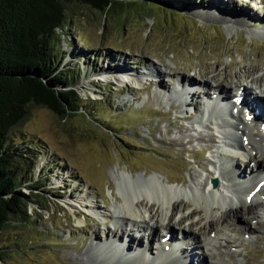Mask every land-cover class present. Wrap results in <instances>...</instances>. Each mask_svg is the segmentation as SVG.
<instances>
[{
	"label": "rangeland",
	"instance_id": "1",
	"mask_svg": "<svg viewBox=\"0 0 264 264\" xmlns=\"http://www.w3.org/2000/svg\"><path fill=\"white\" fill-rule=\"evenodd\" d=\"M182 1L191 11L175 12L164 6L152 8L142 0L124 1L139 10L132 7L130 12L112 14L111 18L85 5L71 6V23L63 34L57 32L61 38L54 49L58 54L66 53L61 69L76 71L78 82L73 88L83 108L93 106V110H86L88 114L82 110L62 120L45 107L33 105L23 124L14 130L15 137L24 136L28 143L34 141L28 144L37 159L34 174L36 177L42 174V180L49 177L46 190L50 194L32 191L39 195L37 200L45 210L30 204L28 214L33 222L20 228L15 226L4 234L7 238H0V246L11 243L17 250H11L0 264H130L124 261L122 252L115 250L106 255L97 246L124 247L129 251L126 257L131 259L137 249L148 248L147 236L128 237L130 248L118 245L116 242L127 241L126 229L121 227L123 231L120 228L118 232L119 227L114 223H103L99 211H122L116 199L122 203L123 198L152 181L154 187L161 182L168 185L158 172L172 182L175 199L184 202L194 200L189 190L202 182L207 173L216 178V171L210 173V167L218 157L222 161L219 153L225 149L220 147L221 137L215 132L214 124L205 129V123L214 117H208L201 110L204 97L212 99V92L202 89L203 93L191 95L189 91L191 85L198 83L201 89L202 82L210 84L209 89H215L217 83L213 80L220 78L221 91H226L227 97L234 95L226 83L241 84L247 87V99L260 95L259 102H263L262 89L253 83L264 78V0ZM143 10L153 14L146 16ZM134 12L143 17H136ZM173 16L176 21L171 23L164 19ZM182 18L187 23H181ZM73 56L79 60L72 59ZM150 66L158 70L159 76L149 78L143 86H136L131 78L113 85L106 83L111 76L122 80L128 77L126 72L138 73ZM165 69L180 80H171L170 76H164L165 72L160 74ZM238 107L253 112L251 106L247 105L248 110L243 105ZM202 114L207 117L200 118ZM263 118L255 117L262 127ZM166 129L170 130L169 135H165ZM199 135L205 139L197 140ZM207 137L213 138L208 141ZM169 139H181L185 145L170 147ZM246 166V171L255 172L260 183L254 188L248 181L243 188L251 187L257 203L262 202L264 206V193H256L260 187L264 188V169L254 168L253 162H247ZM236 182L238 186H232L230 193L236 200H243L247 192L239 186L244 182ZM219 190L218 194H229L222 188ZM81 196L90 201L89 208L94 212L91 218L84 216L83 213H91L83 212V204L74 211L66 206ZM251 198L248 196L246 200L254 205ZM154 199L151 201L156 202ZM138 207L146 211L145 207ZM177 216L170 223L174 231L178 230L174 226ZM248 216L246 223L233 221L230 224L233 229L225 232L228 237L211 246L217 254L212 264H264V207ZM21 228H27L26 234L17 235L16 230ZM157 232L159 235L160 231ZM175 235L188 237L184 224L182 231ZM225 245L232 247L239 257ZM150 247L149 262L153 256L157 257L153 240ZM196 254L201 260L191 255L189 262L205 264L204 259L201 262L202 255Z\"/></svg>",
	"mask_w": 264,
	"mask_h": 264
},
{
	"label": "trees",
	"instance_id": "2",
	"mask_svg": "<svg viewBox=\"0 0 264 264\" xmlns=\"http://www.w3.org/2000/svg\"><path fill=\"white\" fill-rule=\"evenodd\" d=\"M142 1L154 8L191 11L182 0ZM120 3L119 0H0V238H7L4 234L15 226L20 228L33 222L28 214L30 204L45 210L37 200L39 195L32 191L50 194L46 190L49 177L42 180V174L39 177L34 174L37 159L28 145L34 141L28 143L24 136H14V130L28 117L29 107H45L62 120L82 110L86 114L89 113L86 110H93V106L83 108L73 88L78 82L76 71L61 69L66 53L58 54L54 49L61 38L57 32L63 34L70 25L73 15L70 8L74 4L91 7L109 18L122 11ZM34 147L37 148L36 144ZM39 150L42 149L36 152ZM24 189L30 192L26 194ZM26 230H16L17 235L26 234ZM11 250L17 251L15 244L0 246V262Z\"/></svg>",
	"mask_w": 264,
	"mask_h": 264
},
{
	"label": "bare ground",
	"instance_id": "3",
	"mask_svg": "<svg viewBox=\"0 0 264 264\" xmlns=\"http://www.w3.org/2000/svg\"><path fill=\"white\" fill-rule=\"evenodd\" d=\"M145 69L138 73L126 72L125 75H128V77L125 76L126 78L122 79V81L124 82L128 78H131V81L135 82L136 86H143L145 85L144 82H146L149 78L156 79L159 76L158 70L154 66H150ZM162 73L164 76H170L171 80H180L175 75V73H172L167 69L161 70L160 74ZM213 81L214 83H217L215 89H209L210 84L208 85L207 82H202L204 85L201 89L200 83H198V85L193 84L191 85L192 90L189 92H191V95L201 94L203 93L202 89H206L207 92H212L211 95L216 94L219 97L222 95V100H226L228 93L226 91L222 93L221 79L218 78L217 80ZM263 81L264 78L258 80V83H253V85H256L257 89L260 88L259 90L262 89L264 93ZM226 84L229 86V89L233 91L234 96L231 97V100L235 97L239 98L241 101L238 102V100H236L235 103L240 105H249L254 110L253 112H260L258 113L260 118L264 117V95H262L263 102H259L258 100L251 98L247 99L248 91L246 93V86L241 84L234 85L232 83ZM176 87H178V85ZM198 88L199 90H197ZM193 90L194 92H192ZM205 95H203V97ZM196 97L198 98V96ZM204 98L205 100L202 101V104L205 108H207L206 111L212 109L210 98ZM231 100L229 101L228 105H230L231 108H234V105L232 104L233 102ZM191 102L193 104V101ZM185 104L187 106V103ZM219 110L223 111L224 109ZM195 111L197 112V110ZM191 114L194 115L192 111ZM226 116L229 117L227 112H225L221 119L217 117L209 123L201 121L202 119L200 120L201 122L205 123L206 130L209 124H214V128L218 129L217 133L221 136L220 143L222 148L227 150H223L225 151L223 152L225 154L219 153L224 162L219 161L218 157L217 161H215L216 163L211 164L214 166V170L216 171V182L218 187H216L217 184L213 186V184L210 182V178L212 177H210V174L207 173L202 182H197V184L195 183V187H191V190H189V192L191 191V196L194 200L191 199L192 201H190V199H188L189 201L184 202L183 200L175 199V190L170 186L172 182H170V179L168 180L164 174L158 172V174L166 180L169 186L163 185L161 182V185L154 187L153 181L150 184H148V182L146 183L148 185H143L144 187L138 192L135 191V193L133 192L128 198H123L122 203L116 199V202L121 206L120 208L122 211H99V215L101 217L100 220L103 223H114L117 227H119L117 229L118 232L120 231L121 227L126 229L127 241L116 242L118 245L123 246V244H125L130 248V245H127L128 237H135L137 239L138 236L141 235L144 238L147 236L148 248L144 246L142 249H137L136 252H133V254L130 253L133 255V257L130 259L126 257L129 251H125L124 247L122 249H116L113 247V244H104L97 246V249L102 254L108 255L110 252L115 253L116 251H120L124 254V261L130 264H191L188 260L191 255L196 259L201 260L196 254L198 252L202 255V260H205V264H208V262L211 264L215 263V259L217 260V254L214 252L215 249L211 248V246L217 244L219 240H224L228 237V235L226 237L225 232L228 231L229 228L233 229L230 224H232V222L235 220L246 223L247 219L249 218L248 215H254L255 212L261 210L264 207L262 202L257 203L258 198L255 196V193L252 191L251 187L243 188V186L247 184L246 182L248 181H251V183L254 184V188L260 183V181L257 179L258 176L254 174L255 172L249 173V170L247 169L246 171L245 168L248 167L246 166L247 162H253L255 164L254 168L259 169L262 167L264 169V138L258 135L259 131L250 132L243 124L236 125V122L234 123L232 120H230V123ZM177 128L182 129L180 126H177ZM169 134L170 130L166 129L165 135ZM199 136L198 138H194H197L199 141H203L205 139V137ZM224 136L226 138L229 137L230 142L228 144L223 142L222 137ZM211 138L207 137L208 141ZM169 145L170 147H183L185 144L181 139H169ZM207 149H209V147ZM182 152H184V150H182ZM172 153L175 154L174 152ZM236 181L244 182L242 186H239L240 188L245 189V192H247V195H245L243 200L239 199L238 201L235 199V197H231V194H218V191H220L219 188L224 189V191L228 193L229 191H232V186H238ZM193 190L196 192V194ZM198 191H200V195H198ZM256 193H264V188L260 187ZM141 194L145 195V198H139ZM239 194H241V192H239ZM248 196H252L251 200L254 199V205L251 202L250 204L247 202L246 197ZM152 198H155L154 200H156V202L151 201ZM67 204L68 205L66 206H68L71 211L77 210L78 206L83 204V206L85 205L83 212H90L91 217L94 213L93 210L89 208L90 201L87 200L85 196H81L77 200L70 201ZM139 205L145 207L146 211H140V208L138 207ZM114 214H116V217L111 216ZM175 214H178L179 217L177 216L178 220L174 225L178 228V230L174 231L173 226H170V223L174 221ZM183 224L188 231V237H176V232L182 231ZM121 231H123L122 228ZM157 231H160L159 235L157 234ZM168 234L169 237H167ZM170 234H172L171 237ZM246 234L247 236L250 235L248 232H246ZM150 240H153L155 253L157 254V257L156 255L153 256L151 262H149L148 258V253L151 252ZM223 243L225 244L224 241ZM225 246L232 250L231 252L234 256L239 257L238 253L234 252L232 247L228 245ZM194 249L195 251H193ZM185 253L186 256H184ZM204 260L201 262H204Z\"/></svg>",
	"mask_w": 264,
	"mask_h": 264
},
{
	"label": "water",
	"instance_id": "4",
	"mask_svg": "<svg viewBox=\"0 0 264 264\" xmlns=\"http://www.w3.org/2000/svg\"><path fill=\"white\" fill-rule=\"evenodd\" d=\"M119 2H122V3H120L121 4V8H122V11H125V12H130V8H132V7H135L134 9H136L137 11L139 10V7H136L135 5H130V4H126L124 1H120L119 0ZM151 7V6H150ZM153 8V7H152ZM121 11V12H122ZM144 12H146V16H148L149 14H153L152 12H149V11H145V10H143ZM120 12V13H121ZM134 15H136V17H139V16H141V14H138V13H136V12H134ZM146 16H144V17H146ZM156 16H158V15H156ZM141 17H143V16H141ZM175 16H173V17H166V18H164V19H168V20H170V23L172 22V21H176L175 20V18H174ZM186 19H184V18H182V19H180V22L182 23V22H184ZM164 21V20H163ZM186 22V21H185ZM187 23V22H186ZM123 82L121 79H118V78H115L114 76H111V77H109L107 80H106V83H110L111 85H113V84H116V83H118V82ZM119 82V83H120ZM213 184L214 185H216L217 184V182L215 181V180H213Z\"/></svg>",
	"mask_w": 264,
	"mask_h": 264
}]
</instances>
